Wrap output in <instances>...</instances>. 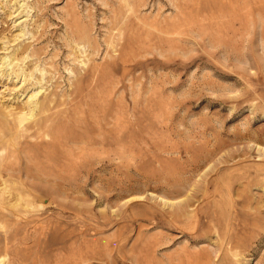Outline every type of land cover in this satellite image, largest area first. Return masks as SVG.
I'll use <instances>...</instances> for the list:
<instances>
[{"label":"rangeland","instance_id":"374dc122","mask_svg":"<svg viewBox=\"0 0 264 264\" xmlns=\"http://www.w3.org/2000/svg\"><path fill=\"white\" fill-rule=\"evenodd\" d=\"M21 47L40 103L103 67L69 170L0 179V264H264V0H0V59Z\"/></svg>","mask_w":264,"mask_h":264},{"label":"bare ground","instance_id":"6f19581e","mask_svg":"<svg viewBox=\"0 0 264 264\" xmlns=\"http://www.w3.org/2000/svg\"><path fill=\"white\" fill-rule=\"evenodd\" d=\"M15 2L16 4H19V0H15ZM21 8H23V6ZM73 36L74 39H70L69 42L70 47L71 43L75 39H78V36ZM23 37H25V35ZM17 38H14V40L8 39V46L12 43H16ZM88 39L90 38L88 37ZM100 41L97 42L99 46L96 56L100 55L101 48L104 44V42L101 43ZM77 45L78 44H76V46ZM4 50L8 51L9 47ZM39 50L33 53V58H37L38 61L41 59ZM27 51V48L21 47L11 52L9 56L0 59V65H2V68L0 69V83H2L3 80L8 81L11 79L13 82L15 79H24V83H29L30 81L36 82L33 86H40L39 89H41V91L32 95L30 97L31 100L23 106L17 105L16 108H4L0 106V179H3L2 177L5 174H23L24 171H26L27 174L28 169L26 170L24 167L22 169L24 163L35 164L40 170L48 169L52 173L57 170L68 171L70 167L59 165L57 163L58 160L67 155H77L75 150L77 147L75 146L82 144L84 147V145L86 146L89 144L85 139H80L74 135L73 131L71 132V129L72 125L75 127V125H78L82 121L81 114L83 112V107L90 108L89 102L86 101L90 96L87 94V90L90 89L89 92H91L92 86L96 85L97 82H100L99 76L101 75L100 73H102L103 65L97 66L91 72H86L81 75L77 79L76 84L72 85V90L67 97L64 95L62 99H59L58 94L56 93L55 96L57 99L52 100L51 103L48 104L49 97L45 99L46 103L44 100L42 101L44 103H40L38 98L44 91L43 83L44 81H47V78L45 80L44 76L46 77L48 72L42 70L40 66L34 69L26 67L23 62L30 58V56L24 58ZM52 61V63H49V66L60 74L58 66L61 60L58 62L54 60ZM103 64L106 65L105 62ZM12 66L14 67L9 69ZM38 72L41 74L40 77H38ZM50 81H52V78L48 80L46 84ZM28 90L29 88L26 91ZM69 97L71 100H69ZM74 104L76 105L75 107H73ZM75 109L76 113L74 115ZM39 116L41 118L37 120ZM4 153H10L12 157H8L9 155H5L4 157ZM78 156H80V154ZM66 159L69 160V157H66ZM73 171H76V168ZM0 183V187L4 186V188L0 190L1 194L6 195L8 191L11 192V190H13L12 184L8 186L7 182L3 183L1 180ZM165 205L168 204L166 203ZM172 207H175V204H172ZM180 207H182V205ZM181 210H183V208Z\"/></svg>","mask_w":264,"mask_h":264}]
</instances>
